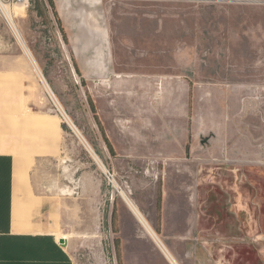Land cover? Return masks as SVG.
Masks as SVG:
<instances>
[{"label": "crops", "instance_id": "1", "mask_svg": "<svg viewBox=\"0 0 264 264\" xmlns=\"http://www.w3.org/2000/svg\"><path fill=\"white\" fill-rule=\"evenodd\" d=\"M53 1L69 48L83 77L92 82L103 127L147 131L148 150L154 152L156 147L158 152L156 157L147 156V161L163 167L162 217L155 223L160 243L150 233L146 242H129L119 235L123 264H264V248L246 253L230 249L227 242L233 239L220 231L214 234L211 222L198 216L203 164L195 165L188 158V152L195 151L206 165L218 160L229 164L226 173L234 180L227 184V191L240 196L241 208L245 190L262 193L260 170L258 179L245 186L243 166L238 162L243 161L245 145H252L247 160L252 174L263 167L264 138L259 134L246 138L249 128L245 124L249 115L259 114V103L253 99L264 97V84L203 78L191 63L165 65L158 56L149 57L147 51L161 40L158 34L164 33V27L148 31L147 16L130 8L133 2L147 0ZM117 33L122 34L123 57L117 53ZM133 50L145 53L131 56ZM18 62L0 54V264H75L66 244L56 236L59 205L54 212L46 209L50 199L37 196L32 173L36 144L51 141L44 134L37 141L36 130L45 133L53 121L57 156L62 125L55 115L36 109L29 71ZM262 225L261 220L250 225L258 242L264 241Z\"/></svg>", "mask_w": 264, "mask_h": 264}, {"label": "rangeland", "instance_id": "2", "mask_svg": "<svg viewBox=\"0 0 264 264\" xmlns=\"http://www.w3.org/2000/svg\"><path fill=\"white\" fill-rule=\"evenodd\" d=\"M17 8L18 5L10 9ZM130 8L147 16L148 31L153 32L155 26L164 27V33L158 34L161 40L156 48L147 51L149 57L158 56L165 65L183 67L191 63L203 78L218 80L227 77L264 84V3L147 0L133 2ZM17 23L57 100L49 93L25 48L1 14L0 54L15 58L21 68L29 71V90L35 94L36 109L55 115L62 125L59 135L61 152L57 156L53 148V121L45 133L36 130L37 141L43 134L51 138L50 144L35 146L32 173L37 196L50 199L46 209L52 212L59 205L57 229L70 235L66 247L75 264H118L115 238L120 235L129 242H146L149 233L129 207L122 191L156 230L155 223L160 216L157 196L159 182L163 181L160 172L163 167L157 161H147V156L158 155L156 147L154 152L148 150L145 130H124L117 126L108 131L104 127L115 149L114 154L110 151L88 100V95H92V82L88 79L83 85L69 43L64 41L47 0H32L25 14L17 18ZM118 23L116 21V30ZM116 38L117 53L123 57L122 34L117 33ZM141 53L145 52L133 50L131 56L139 57ZM122 100L119 98V102ZM253 100L259 103L260 110L258 116L247 117L249 124L245 126L249 129L245 130V137L253 138L259 134L264 138V97ZM65 113L99 155L105 169L93 157L83 137L67 121ZM197 141L200 143L199 137ZM252 148V145H245L247 151L243 161L238 162L243 166L244 185L257 180L256 172L260 170L259 179L264 186V164L254 168L255 177L251 163L247 161ZM47 152L50 154H42ZM262 153L264 158V151ZM197 154L188 152L190 163L203 164L200 166L198 216L211 222L214 234L220 231L233 239L227 242L230 249L237 248L246 253L264 248V241L258 242L257 237H253L254 230L250 226L261 220L264 230V191L254 194L245 190L244 208H241L240 196L227 191V184L234 180L226 173L225 166L229 164L218 160L212 166L206 165L207 162L200 161ZM168 210L172 211L170 205Z\"/></svg>", "mask_w": 264, "mask_h": 264}, {"label": "bare ground", "instance_id": "3", "mask_svg": "<svg viewBox=\"0 0 264 264\" xmlns=\"http://www.w3.org/2000/svg\"><path fill=\"white\" fill-rule=\"evenodd\" d=\"M26 8L24 6H18L17 9L15 10H11L9 9L8 12H6V21L8 23V25L10 26L12 32L14 33V35L16 36L17 40L19 41V43L21 45H23V47L25 48V51L27 53V55L30 57V59L32 60L36 72L38 73L39 76H41L44 80V84L47 87L49 93L57 100L56 95L53 93L52 89L49 87L48 83L45 81L42 72H41V68L39 66L38 61L36 60L31 48L29 47V45L27 44V40L23 34V32L21 31L18 23H17V18L20 16H23L25 14ZM30 60V61H31ZM65 112V111H64ZM67 121L79 132L80 136L83 137L85 144L87 145L89 151H91L93 157L99 162V164L105 169L104 165H102V161L99 157V155L95 152V150L93 149V147L89 144V142L85 139V137L82 135V133L80 132V130L76 127V125L73 123L72 119L70 118V116L65 113ZM123 193V197L125 198L126 202L128 203L129 207L131 208V210L137 215V217L140 219V221L142 222V224L144 225V227L147 229V231L150 233V235L158 242L160 243V237L158 236L157 232H155V230L153 229L152 225L150 224L149 220L145 217V215L140 211V209L137 207V205L130 199V197L124 192ZM58 238L64 239L65 242L63 244H67L68 240H69V235L66 234L65 232H62L61 230L56 232ZM63 240V241H64Z\"/></svg>", "mask_w": 264, "mask_h": 264}, {"label": "trees", "instance_id": "4", "mask_svg": "<svg viewBox=\"0 0 264 264\" xmlns=\"http://www.w3.org/2000/svg\"><path fill=\"white\" fill-rule=\"evenodd\" d=\"M49 4L53 8L54 15L56 16V18L58 20L59 27H60V30H61V34H62V37H63L64 41L66 43H69L66 30H65V28H64V26L62 24V21H61V19L59 17L58 11L56 10L54 1L53 0H49ZM72 56H73L75 69L78 72V74L81 76L83 85H86L87 84L86 83V79L83 77L82 72H81V70H80V68H79V66H78V64L76 62V59H75L73 54H72ZM88 100H89L90 106L92 108V111L95 114V118L97 120V123H98V125H99V127H100V129H101V131L103 133L105 142H106L108 148L110 149V151L114 154L115 149H114L113 144H112L111 140L109 139V137L107 136L106 131H105L104 127H103L102 121H101V119L99 117V114H98L97 106H96V104H95V102L93 100L92 95H90V94L88 95ZM162 208H163V193H162V182L160 180L158 196H157V209H158V212L160 213V216L158 217V219H160L162 217ZM115 215H116V210H114L113 219H115ZM114 231H115V233H119L118 229H114ZM115 247H116L118 264H123L122 251H121V239H120L119 236H117L115 238Z\"/></svg>", "mask_w": 264, "mask_h": 264}, {"label": "built area", "instance_id": "5", "mask_svg": "<svg viewBox=\"0 0 264 264\" xmlns=\"http://www.w3.org/2000/svg\"><path fill=\"white\" fill-rule=\"evenodd\" d=\"M31 4L32 0H0V14L6 19V12H8L10 8H13L18 5L24 6L27 9L31 6Z\"/></svg>", "mask_w": 264, "mask_h": 264}, {"label": "water", "instance_id": "6", "mask_svg": "<svg viewBox=\"0 0 264 264\" xmlns=\"http://www.w3.org/2000/svg\"><path fill=\"white\" fill-rule=\"evenodd\" d=\"M63 240H64V239H61L60 241L64 243V242H65V240H64V241H63Z\"/></svg>", "mask_w": 264, "mask_h": 264}]
</instances>
